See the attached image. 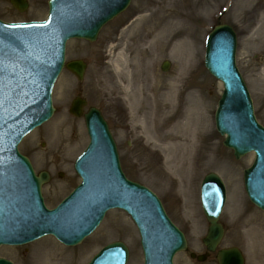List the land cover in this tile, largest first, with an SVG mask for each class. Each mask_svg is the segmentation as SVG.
Masks as SVG:
<instances>
[{"label":"rangeland","instance_id":"374dc122","mask_svg":"<svg viewBox=\"0 0 264 264\" xmlns=\"http://www.w3.org/2000/svg\"><path fill=\"white\" fill-rule=\"evenodd\" d=\"M28 1V11L19 14L9 0H0V19L5 22L45 20L49 0ZM161 6V0H132L129 9L102 30L96 43L77 40L68 43L67 62L84 60L88 64L85 79L78 82L70 72H63L53 94V118L27 137L21 151L31 160L37 173L51 175L43 197L48 208L56 207L80 183L74 163L89 144L84 120L69 113L72 101L81 97L88 104L85 113L91 107L102 112L126 176L154 192L169 218L185 234L188 250L178 254L174 264H200L192 261L190 255L205 253L202 240L209 225L201 207L200 187L210 173L219 175L228 191V203L220 220L226 229L220 249L237 247L244 253L246 264H264V213L249 202L243 187V172L253 164L255 156L250 154L236 161L233 152L223 146L225 138L215 126L223 87L204 66L209 33L221 24L232 26L239 37L237 66L250 90L257 119L264 126V39L254 35L264 0L253 8L247 6L246 0L169 1L165 17H181L180 23L175 21L171 28L165 29L163 21L154 23V34L163 30L158 40L166 42L167 46L164 53L152 55L150 73L165 84L179 71L177 46L180 41L189 40L195 51L199 50L195 67L181 84L182 96L176 100L177 116L165 127L166 133H172L178 116L194 109V100L188 95L195 93V99L202 105L200 116L204 122L183 169L176 163L186 152L182 142L157 140L152 126L144 128L137 124L133 115L136 102L127 100L136 90V84L131 82L133 68L117 64V55L124 44L123 33L141 30L143 19ZM181 29L190 31L188 40ZM178 31L180 33L169 41ZM130 56L128 53L129 59ZM166 61L171 67L164 73L161 67ZM56 147L58 152H52ZM60 174L64 176L61 178ZM114 242L128 246V264L144 263L138 231L129 216L118 210L109 212L98 230L77 247L68 248L46 237L22 247L1 248L0 258L14 264H57L51 261L50 256L54 255L63 259V264H88L103 247ZM203 264L218 263L212 256Z\"/></svg>","mask_w":264,"mask_h":264},{"label":"water","instance_id":"95a60500","mask_svg":"<svg viewBox=\"0 0 264 264\" xmlns=\"http://www.w3.org/2000/svg\"><path fill=\"white\" fill-rule=\"evenodd\" d=\"M21 12L26 0H11ZM131 0H51L45 23L5 25L0 22V85L14 103L15 117L0 123V247L20 246L53 235L67 246H77L92 235L111 209L126 211L137 225L145 264H173L187 250L184 235L172 224L159 199L148 189L128 181L121 169L115 142L101 113L92 108L84 116L91 143L78 159L76 171L82 184L56 209L46 208L42 186L47 173L36 177L18 143L53 114L52 93L65 67L66 45L78 39L96 42L102 28L125 12ZM237 37L230 26H218L206 47V67L224 87L216 113L217 130L227 136L224 145L237 160L254 152L253 166L244 172L251 202L264 211V127L254 115L248 88L236 66ZM28 60L24 67L20 61ZM18 62L19 76L10 69ZM87 65H67L83 81ZM170 68L163 66V71ZM2 71L7 75L3 77ZM86 102L76 99L70 113L83 116ZM18 168L20 171H18ZM226 204V189L220 178L209 175L202 185V205L210 224L204 244L215 252L224 236L219 224ZM196 256L193 255L192 258ZM219 264H244L237 249L218 254ZM129 251L122 243L105 247L90 264H127ZM206 257H198L204 262ZM0 264H12L0 259Z\"/></svg>","mask_w":264,"mask_h":264},{"label":"bare ground","instance_id":"6f19581e","mask_svg":"<svg viewBox=\"0 0 264 264\" xmlns=\"http://www.w3.org/2000/svg\"><path fill=\"white\" fill-rule=\"evenodd\" d=\"M169 1L176 2L177 0H161L163 6L155 11L150 16L148 15L143 19V26L138 32L132 31L123 33L121 41L124 42L123 48H121L117 55V64L122 68H133L131 72V82L136 84V90L127 96V100L134 99L136 107L133 109V115L138 125L146 128V126H152L154 135L157 140L167 142L171 141L182 142V148L186 151L181 157L178 158L176 163L180 168L186 167L187 159L190 151L195 146V140L198 135L202 133V126L204 120H201L200 112L202 111V105L195 99V93L190 92L188 98L193 101L194 109L182 113L178 116L175 126L172 127V133L169 131L166 133L165 127L168 123L177 116L176 100L182 96L180 90L181 84L185 81L187 74L195 67L198 59L199 50L195 51L192 43L188 42L190 37V31L181 29L183 35L188 41L181 40L177 46L179 57V71L172 77L168 84H165L162 80H159L155 74L150 73L152 55L156 52L164 53L166 48V42H161L158 37L163 32L160 31L154 34L155 21H163L164 29L171 28L175 21H181V17H165L167 4ZM262 0H246L248 7H256ZM180 31L176 32L170 39L173 40ZM254 35H257L259 39H264V8L261 13L260 23L257 26ZM130 54V59L127 54ZM133 55V57H132ZM156 65L154 66V68ZM155 72V70H153ZM122 74V72H121ZM122 75L125 76V73ZM165 129V130H164ZM177 132L176 134H174ZM52 152H58L56 147ZM51 152V153H52ZM51 261L54 263H64L63 259L51 255Z\"/></svg>","mask_w":264,"mask_h":264}]
</instances>
